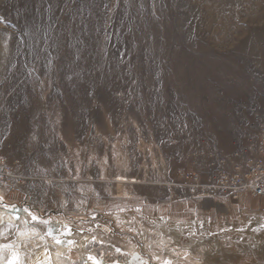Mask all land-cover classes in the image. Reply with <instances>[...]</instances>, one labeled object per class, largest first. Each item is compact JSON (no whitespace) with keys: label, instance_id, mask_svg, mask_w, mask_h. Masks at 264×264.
Wrapping results in <instances>:
<instances>
[{"label":"rangeland","instance_id":"1","mask_svg":"<svg viewBox=\"0 0 264 264\" xmlns=\"http://www.w3.org/2000/svg\"><path fill=\"white\" fill-rule=\"evenodd\" d=\"M262 126L264 0H0V264H264L183 209Z\"/></svg>","mask_w":264,"mask_h":264},{"label":"built area","instance_id":"2","mask_svg":"<svg viewBox=\"0 0 264 264\" xmlns=\"http://www.w3.org/2000/svg\"><path fill=\"white\" fill-rule=\"evenodd\" d=\"M234 160L227 170L217 174L205 175L195 181L192 188L200 189L209 197H228L237 199L241 192L249 191L252 196L264 197V126L252 140L250 148L244 155H234ZM25 178L18 173L14 165L0 155V194L20 191Z\"/></svg>","mask_w":264,"mask_h":264},{"label":"crops","instance_id":"3","mask_svg":"<svg viewBox=\"0 0 264 264\" xmlns=\"http://www.w3.org/2000/svg\"><path fill=\"white\" fill-rule=\"evenodd\" d=\"M248 198L252 200L251 203L247 202ZM186 208L189 211L196 208L199 210L201 208H206L208 212L204 217L210 218L213 220L212 222L216 223L213 227L223 226L232 229L240 228L244 231L247 229L252 230L253 228H260L264 225V197L252 196L249 191L241 192L237 199L228 197H217L212 200L202 199L201 203L198 205L191 201H187L183 209ZM165 212L174 215L178 212V209L174 207ZM193 216L195 217H191V219H201L198 215ZM168 219L166 220L167 222L169 221ZM238 233L241 234V231Z\"/></svg>","mask_w":264,"mask_h":264},{"label":"bare ground","instance_id":"4","mask_svg":"<svg viewBox=\"0 0 264 264\" xmlns=\"http://www.w3.org/2000/svg\"><path fill=\"white\" fill-rule=\"evenodd\" d=\"M25 180H27V179H25ZM3 218H4L3 217V213L0 211V220H3ZM4 219L11 220L10 216H6ZM57 253L58 254L54 255V258H55L56 261H59L60 264H61V262L65 263V264L70 263L69 260H67L64 257H62V254H64V250L63 249H59ZM56 256H57V258H56Z\"/></svg>","mask_w":264,"mask_h":264},{"label":"flooded vegetation","instance_id":"5","mask_svg":"<svg viewBox=\"0 0 264 264\" xmlns=\"http://www.w3.org/2000/svg\"><path fill=\"white\" fill-rule=\"evenodd\" d=\"M251 231H253L254 237H262L264 235V225L260 228H253Z\"/></svg>","mask_w":264,"mask_h":264}]
</instances>
